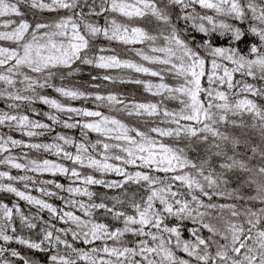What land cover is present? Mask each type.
Returning a JSON list of instances; mask_svg holds the SVG:
<instances>
[{
  "label": "snow or ice",
  "instance_id": "1",
  "mask_svg": "<svg viewBox=\"0 0 264 264\" xmlns=\"http://www.w3.org/2000/svg\"><path fill=\"white\" fill-rule=\"evenodd\" d=\"M197 5L200 9L212 10L217 16L251 23L247 31L223 20L218 23L214 16L198 12ZM177 6L184 13L182 16L178 15L177 18L193 22L200 20L201 23H193V27L202 33L216 32L219 28L220 35L230 33L232 40L237 43H242L244 37L251 33L258 37L260 43H253L250 46L249 55L242 54L237 48L215 47L207 40L202 45L190 46L172 25L171 16ZM85 7H88L87 12L84 11ZM189 8L192 9L191 12L187 11ZM31 9L49 12L66 10L70 14L61 16L52 23H36L33 27L24 18L26 11ZM147 17L154 18L160 25L170 27L171 32L167 35L160 33L165 46L150 47L152 53L161 55H148L143 51H138L137 55L141 56L144 61L165 65L166 68L156 71L142 64L121 60L117 55L100 54L106 51L103 47L93 52L96 49V40L100 37L108 42L124 45L144 42H151L154 45L158 37L142 27L135 26L136 20H143ZM101 18L104 21L103 25L98 22ZM204 21L212 27L207 28ZM0 28L4 29L0 31V41L14 45L0 46V69H2L0 82L12 87L20 83L25 85L24 91L32 92L31 96H24L20 95L19 91L7 92L5 90L0 91V97L29 102L39 99L40 102L57 112L97 117L98 120L85 122L82 127L104 136L115 133L114 139L124 142V146L104 143L103 148L107 150L110 147H120L127 156L116 155L114 159L122 160L126 165H136L139 161L141 167L173 173L168 182H162L159 178L141 171L128 175L123 168L107 163L108 157H105L103 161L91 156L82 157L80 153L88 151L83 144L76 145L78 154L75 156L65 152L58 144L26 145L46 151L55 149L58 154L63 152L65 158L74 163L83 164L87 159L88 167L102 172L114 171L124 175L126 182H146L149 194L141 203H132L134 215H128L124 211H115L114 208H108L103 203L90 206L91 208H106L115 219L122 218V229L110 230L103 223L83 221L72 212H64L63 217H67L78 228H81L84 244L103 240L119 242L126 233H132L137 237H148L150 240H138L135 247L105 245L102 248L93 247L90 251H84L73 247L60 236L53 237V233L48 231L39 243L15 237L18 243L30 249L40 250L44 242H48L52 248L64 245L71 250L68 256L52 255L51 264H77L78 260L86 261L87 264H264V207H257L254 203L259 202L260 205H264V104H259L256 99L249 98V96L264 98V87H256L252 83L234 79V74L240 73L242 76L264 81V0H93L90 5L82 4L81 0H50V2L46 0H0ZM201 49L204 51L202 52ZM209 56L212 58L210 68L207 66ZM219 60H227L233 67L229 68L219 63ZM78 65L104 70L127 68L137 73L160 77L161 81L165 71L176 77H182V83L178 87H170L163 82L145 85L149 91L154 88L156 90L154 94L168 93L170 94L168 98L180 99L183 108L179 112H169L166 109L163 112L165 117L170 118L169 122L175 124L176 127L168 129L152 127L148 132L135 127L129 128L119 119L104 116L100 111L65 106L57 99L41 95L37 91V89L54 88L55 92L65 98L72 100L86 98L88 94L83 91L57 87L52 83L58 72L63 79L65 70L68 75H72L74 71H79ZM24 69L36 75H29ZM221 71L222 74H220ZM16 77H22V79L17 80ZM204 78L207 79V86L202 82ZM92 79L96 80L97 77L93 76ZM102 79L112 81L114 78L104 75ZM133 82L141 83L140 80ZM224 86L227 90H222ZM182 97L186 99H181ZM94 99L96 101L107 100L111 105L124 103L114 94L107 96L96 94ZM9 107H19V105ZM121 110L127 111L128 115L147 114L151 117L157 115L160 109L157 104L153 103H134L131 108L125 105ZM229 114L233 116L250 114L253 119L250 131H245L249 126L245 125L243 120L239 122L229 120ZM46 115L53 123L60 122L56 115ZM12 121H15L21 128L51 130L49 124L31 121L26 115L17 116L0 112V125ZM181 121L192 123L182 124ZM221 125H231L233 132L239 129L240 133L234 135L221 131ZM76 126V124L64 122L66 128ZM152 133L156 135L153 136ZM42 134L32 130L26 132L29 137ZM173 136L194 138L208 145L210 158L197 165L186 157L183 148L173 147L159 139ZM254 136L259 137V143L254 142ZM209 137L212 138L211 142H209ZM56 139L63 141L64 144L73 143L63 135H58ZM8 143L15 147L20 145L21 141L9 137L0 144V152L5 151L4 145ZM241 148L243 152L240 151ZM229 152L232 155H228ZM238 156L241 158L238 159ZM257 156L260 158L261 165L249 167V162ZM212 157L226 161L219 164L224 171L219 173L210 171L205 175V170L211 164ZM30 163L32 168L29 170L31 171L52 173L69 171L62 165L49 160H43L42 163L33 160ZM0 164H9L16 169L26 167L16 163L12 157L0 160ZM186 168L195 169L197 175L203 177L207 188L212 191L205 190L204 184L184 171ZM236 170L248 174L247 179L241 181V185L242 187L255 185L256 194L254 196L245 199L235 189L227 193L215 190L221 184L229 183L226 173H235ZM71 175L79 177L75 169L71 170ZM0 177L21 181L31 179L27 176L19 178L9 176L7 172H0ZM237 179L240 178L237 177ZM174 182H180L181 186L186 187V194L179 190L174 191ZM49 183L52 182L49 181ZM84 183L101 184L103 181L89 175L84 178ZM107 186L115 188L121 187V184L112 183ZM56 187L61 188L62 186L56 184ZM0 191L14 193L15 196L26 200L29 204L47 209L53 215L57 214V209L51 204L26 195L24 191L18 190L11 184H0ZM68 191L80 192V189L69 188ZM45 194L54 195V193ZM85 194L91 195L87 190ZM225 195L236 200H243L245 206L238 210L235 203L212 202L213 196L223 197ZM185 196L191 199L182 198ZM201 197H206L208 202ZM84 207L83 204L80 205L81 209ZM225 210H227V215H225ZM19 211V208H16V212L19 213ZM0 212H2L0 241H13L14 236L7 234L11 227L13 209L0 204ZM165 214L167 217H177L180 220L189 219L197 225L191 229L194 239L182 240L177 227H169L165 224ZM85 215H91V213L86 210ZM21 219L26 218L22 216ZM28 226L35 227L34 224ZM85 228L88 230L83 231ZM152 228L157 231H145V229ZM205 230L208 233L207 236L202 235ZM12 231L15 232V228H12ZM72 235L74 240L81 238L80 233L73 232ZM172 237H175V245H173ZM174 249L182 251L189 259L177 256ZM6 251L7 249L0 247V257ZM72 253L75 254V259L72 258ZM11 256L17 257L19 253L12 250ZM136 257L140 259H135ZM0 264H10V262L3 260ZM24 264H31V262L24 259Z\"/></svg>",
  "mask_w": 264,
  "mask_h": 264
},
{
  "label": "trees",
  "instance_id": "2",
  "mask_svg": "<svg viewBox=\"0 0 264 264\" xmlns=\"http://www.w3.org/2000/svg\"><path fill=\"white\" fill-rule=\"evenodd\" d=\"M47 1V0H46ZM93 0H81L82 4L90 5ZM196 10L201 14H208L215 17L216 21L219 23L223 20L226 23L232 24L234 27H241L242 30L247 31L250 21H237L230 17L217 16L212 10L200 9L196 6ZM84 11H88V7L84 8ZM191 12L192 9L187 10ZM66 10H58L54 12H49L47 10L41 11L39 9H31L26 11L25 19L34 27L36 23H52L58 20L61 16L69 15ZM184 13L180 11L179 6L173 10L171 16L172 25L176 27L182 38L186 39L190 46L196 47L202 45L205 40L209 41L215 47L223 48H237L244 55H249L248 49L255 43L259 44L258 37L248 33L244 37L242 43L234 42L231 38L230 33H225L220 35L221 30L218 28L216 32L202 33L198 31L197 28L193 27V23L199 24L200 20L196 21H185L183 19H178L177 16H182ZM19 19V18H15ZM103 25L104 21L101 18L98 21ZM207 28H211L206 21L203 22ZM135 26L144 28L152 35H156L158 38L154 45L151 42L135 43L124 45L122 43L108 42L103 37L97 38L96 52L100 47L106 49L103 55H117L121 60H127L133 63L142 64L145 67H149L152 70L159 71L162 68H166L165 65L153 64L148 61H144L141 56L137 55L138 51H143L148 55H161L159 53H152L150 51L151 46L163 47L165 42L160 35L163 32L165 35L171 32V28L168 26L160 25L152 17H147L143 20H136ZM1 29V28H0ZM0 46H14L10 42L0 41ZM203 52L204 50L201 49ZM92 54V53H90ZM206 55V53H205ZM211 57H207V66L211 67ZM219 63L231 68L233 65L227 60H219ZM79 71H74L72 75H68L67 71H64V77L61 79L60 73L58 72L52 83L57 87H65L73 90L83 91L88 94L86 98H78L75 100L62 97L59 93L55 92L54 88L37 89L41 95H46L49 98L57 99L61 104L65 106H71L78 109H87L90 111H100L104 116L114 117L119 119L129 128L135 127L141 131L148 132L152 127L161 128H175L176 125L170 123V118L165 117L163 112L166 109L169 112H179L183 108L180 99L168 98L170 94L161 93L154 94L155 89L153 88L149 91L145 85L146 84H159L161 82L168 84L170 87H178L183 78L176 77L172 73L167 71L163 72V80L160 77H153L145 73H137L132 69L121 68V69H97L92 66L78 65ZM2 71V69H0ZM28 72L27 69H24ZM56 71V70H53ZM29 75L35 76L36 74L28 72ZM222 74V71L221 73ZM104 75H110L114 79L112 81H105L102 79ZM96 76L97 79L93 80L92 77ZM19 80L22 77H16ZM234 79L239 81H244L247 83H252L256 87H264V81L258 78L253 79L252 77L242 76L240 73L234 74ZM140 80L141 83L137 84L133 81ZM205 86H207V79L204 78L202 81ZM25 85L16 83L14 87L7 86L3 82H0V91H19L20 95L31 96V91H24ZM222 90H227L226 86ZM96 94L107 96L109 94H114L118 99L122 100L123 104L111 105L107 100L96 101L94 96ZM251 99H256L257 103L264 104V98H254L249 96ZM181 99H186L182 97ZM134 103H144V104H157L159 107V112L157 115L148 116L144 114L142 116L128 115L127 111L121 109L127 105L131 108ZM10 105H19V107H9ZM0 112H7L10 115H26L31 121H38L41 123H46L50 125L51 130L47 129H26L21 128L15 121L6 122L0 125V144L9 137L12 139L21 141L20 145L13 147L10 143L4 145L5 151L0 152V160H4L6 157L14 158L16 163L25 165V168L16 169L11 167L9 164H0V172H7L9 176L21 177L27 176L31 179L21 181L19 179L9 180L7 177H0V184H11L20 191H24L26 195H31L36 199L43 200L44 202L51 204L57 209V214L53 215L47 209H42L37 205L29 204L26 200H22L15 196L14 193H8L5 191H0V204L6 205L13 209V215L11 217V227L8 229L9 235L14 236L13 241L4 242L0 241V247L7 249L0 261L8 260L10 264H24V259H27L31 264H51L50 257L52 255H65L68 256L71 250L66 248L64 245H58L56 248H52L48 242H44L42 249H30L26 245L20 244L15 240V237H20L25 240H30L33 242H41L44 238L46 232L51 231L53 237L60 236L61 239L67 240L77 249H83L84 251H90L93 247L102 248L107 245L109 247H124L132 246L138 240L149 239L148 237H137L132 233H126L119 242L113 240H103L94 241L91 244H84L83 234L81 228H78L74 222L69 220L67 217H63L64 212H72L74 215L79 216L83 221H90L95 223H103L109 227L110 230H115L116 228H123V220H117L114 218L113 214L108 212L106 208H91L93 204H105L108 208H114L115 211H124L128 215H134V209L132 208V203H141L146 199L148 193V185L146 182H126L125 176L118 174L114 171H99L95 168L88 167L87 159L84 160L83 164L74 163L72 160L65 158L64 153L59 154L55 149L46 151L44 149H34L26 145L31 144H58L65 152L71 153L73 156L77 155V144H83L88 151L86 153H80L82 157L91 156L94 159L103 161L105 157H108L107 163L112 164L116 167H121L124 172L128 175H134L137 171L148 173L154 177L159 178L162 182H168L169 178L173 173H164L161 171H156L154 169H148L146 167L139 166V161L136 165H126L122 160H116L113 157L119 155L121 157H126L127 154L121 151L120 147H110L108 150L103 149V144L107 143L109 145H121L124 146V142L117 141L114 139L113 135L104 136L101 133L91 131L89 129H84L82 124L85 121L94 122L98 120L97 117H84L77 116L75 113L57 112L56 110L50 108L48 105L43 104L39 99H35L32 102L22 101V100H12L8 97H0ZM56 115L58 117L59 123H53L47 118V115ZM71 116V119H69ZM229 120H243L245 125L249 127L245 131H250V126L253 123V119L250 114H245L243 116H233L229 114ZM76 124V127L66 128L64 127V122ZM182 124H188L192 122L181 121ZM28 130L43 133L42 135H36L29 137L26 135ZM220 130L224 132H229L234 135H239L240 130L236 129L233 132L231 125H221ZM135 135L134 133H130ZM58 135H63L66 138L73 141L72 144H64L63 141L57 140ZM155 136L156 134L152 133ZM162 139L164 143L169 144L176 148H183L185 150L186 157L193 163L200 165L205 159H209L211 153L208 151V145L202 144L196 141L194 138L189 139L186 136L180 138L164 137ZM253 140L255 143H259V137L254 136ZM212 138L209 137V142ZM95 145V147H93ZM243 152V149H240ZM251 153H249L250 155ZM228 155H232L231 152ZM238 159L241 157H237ZM37 161L42 163L43 160H49L53 163L60 164L63 167L69 169L67 173H52V172H38L31 171L32 168L31 161ZM222 161L219 158L212 157L211 164L206 168L205 175L210 171H215L219 173L224 171L219 167ZM261 161L259 156L255 157L249 162V167H259ZM75 169L79 173V177H73L71 175V170ZM185 172L196 177L202 184L205 185V190L212 191V189L207 188V184L204 182L203 177L197 175L196 170L192 168L184 169ZM92 176L94 179L103 181L101 184H86L84 183V178L87 176ZM229 177L228 184H221L216 191H223L225 193L231 192L234 189L239 191V195L244 196L247 199L250 196H254L255 185L243 186L241 185L242 180H246L248 174L241 173L236 170L235 173H226ZM237 177L240 179L238 180ZM51 181L52 183H49ZM112 183H120L121 187L110 188L107 185ZM27 184V187L25 185ZM56 184H60L62 187L57 188ZM160 186V185H157ZM69 188H79L80 192H69ZM43 190V191H41ZM85 190L91 195L85 194ZM173 190H179L181 193L187 192L186 187L181 186L180 182L173 183ZM45 193H54V195H47ZM199 195V193H197ZM191 199L190 197H182ZM207 201L206 197H201ZM75 202L74 204L72 202ZM212 202L217 204H233L237 205L238 210H241L245 206L243 200H236L235 198H229L227 195L213 196ZM257 207H264L260 205L259 202H254ZM83 204L84 209L80 208ZM157 206L158 202H157ZM250 206V205H249ZM16 208H19V213L16 212ZM89 211L91 215H85V211ZM227 210H225V215H227ZM166 215V214H165ZM25 217L22 220L21 217ZM0 217H2V212H0ZM63 217V219H61ZM29 224H34L35 227H29ZM165 224L169 227H177L181 233L182 240H192L191 229L197 227L189 219L180 220L177 217H167L165 219ZM91 225L89 224V227ZM15 228V232L12 231ZM88 229H83L87 231ZM156 232L157 230L145 229V231ZM73 232L81 234V238L78 240L73 239ZM202 235L207 236L208 233L205 230ZM167 237V234H165ZM173 245H175V237H172ZM15 250L19 253V256L12 257L11 251ZM176 255L184 259H189L185 253L178 249H174ZM72 258H76L75 254H71ZM23 257V259H21ZM114 259V258H113ZM135 259H140L136 257ZM77 264H87L86 261L78 260Z\"/></svg>",
  "mask_w": 264,
  "mask_h": 264
},
{
  "label": "rangeland",
  "instance_id": "3",
  "mask_svg": "<svg viewBox=\"0 0 264 264\" xmlns=\"http://www.w3.org/2000/svg\"><path fill=\"white\" fill-rule=\"evenodd\" d=\"M46 2H50V0H47ZM2 30H4V29H0V31H2ZM154 91H156V90H154ZM90 111V110H89ZM85 122H88V121H85ZM95 122V121H94ZM185 122H189V121H185ZM167 129V128H166ZM109 135H113V136H115V133H111V134H109ZM104 149V148H103ZM105 150V149H104ZM108 150V149H107Z\"/></svg>",
  "mask_w": 264,
  "mask_h": 264
}]
</instances>
